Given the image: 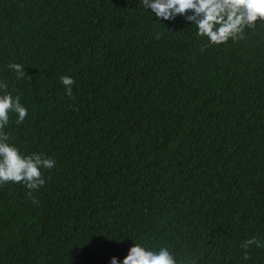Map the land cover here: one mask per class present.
<instances>
[{
	"label": "trees",
	"instance_id": "16d2710c",
	"mask_svg": "<svg viewBox=\"0 0 264 264\" xmlns=\"http://www.w3.org/2000/svg\"><path fill=\"white\" fill-rule=\"evenodd\" d=\"M140 3L0 0V80L29 110L5 131L56 161L38 204L0 187V264H111L133 243L264 264L240 247L264 241V26L201 53L184 17Z\"/></svg>",
	"mask_w": 264,
	"mask_h": 264
},
{
	"label": "clouds",
	"instance_id": "9594fccd",
	"mask_svg": "<svg viewBox=\"0 0 264 264\" xmlns=\"http://www.w3.org/2000/svg\"><path fill=\"white\" fill-rule=\"evenodd\" d=\"M140 5L150 12L156 21H174L178 16L184 17L187 24L195 27L196 36L204 43L200 46L203 53L212 47H221L231 41L239 43L247 38V33H256L258 25L264 26V0H141ZM165 33L157 32L155 39L159 40ZM8 68L16 73L17 79L31 77L25 73L21 63H9ZM60 83L65 93L74 99L72 85L74 78L68 75L60 76ZM16 90H9L5 80H0V187L10 183L21 184L28 189V196L35 205L38 200L32 193L46 184L44 170L55 167L56 161L44 153H22L20 148L12 143L13 138L5 131L15 116L17 126L24 123L28 117V108L21 103ZM255 246L264 248V241L253 236L240 245L244 250L242 259L250 258L249 249ZM111 264H189V261L177 255L167 246L148 247L142 243H133L122 262L111 258Z\"/></svg>",
	"mask_w": 264,
	"mask_h": 264
}]
</instances>
